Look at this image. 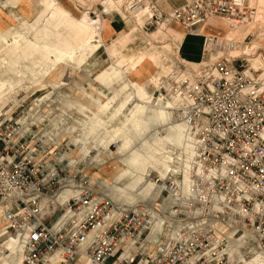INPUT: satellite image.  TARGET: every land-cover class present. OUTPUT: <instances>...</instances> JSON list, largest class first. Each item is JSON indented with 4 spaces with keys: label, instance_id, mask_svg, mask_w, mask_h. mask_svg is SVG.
Segmentation results:
<instances>
[{
    "label": "built area",
    "instance_id": "2783aa9c",
    "mask_svg": "<svg viewBox=\"0 0 264 264\" xmlns=\"http://www.w3.org/2000/svg\"><path fill=\"white\" fill-rule=\"evenodd\" d=\"M106 1L90 0L87 11L77 6L90 16L113 14ZM120 1L118 9L129 17L145 7L156 11L154 0ZM245 7L240 0H196L175 9L171 20L196 29L211 17L250 19L252 10ZM160 20L155 16L153 24ZM244 69L241 61L224 59L192 83L169 75L156 87L163 99L171 92L185 96L174 111L196 144L190 174L196 194L168 212L160 207L176 191L171 180L153 208L123 209L80 175L81 167L75 171L78 163L52 159L50 141L32 130L34 117L2 114L0 264L11 256L1 247L6 240L17 243L20 264H241L227 242L243 231L254 234L264 251V81ZM164 216L160 232L153 231L152 223ZM249 247L239 246L245 260L254 254Z\"/></svg>",
    "mask_w": 264,
    "mask_h": 264
},
{
    "label": "rangeland",
    "instance_id": "374dc122",
    "mask_svg": "<svg viewBox=\"0 0 264 264\" xmlns=\"http://www.w3.org/2000/svg\"><path fill=\"white\" fill-rule=\"evenodd\" d=\"M56 1L69 10L74 17L82 20L88 28H93L94 33L99 31L102 44L97 41V37L93 36L91 43L96 47L95 53L80 71L74 70L68 77L64 75L56 87H36L25 81L21 85L13 84L3 90L0 93V116L2 114L15 116L24 112L34 117L33 123L36 127H32V130L39 133L42 130L45 131L47 143L50 141L47 144V153L55 154L57 157L66 152L70 153L69 159H74L75 163H78L74 167L75 171L79 173V167H81L80 175H85L91 183L96 184L98 190L119 207L128 208L136 204L152 205L151 198L156 197L157 189L154 187L149 198L150 193L146 192L148 184L154 183L155 179L161 180L159 177L166 175L168 177L170 173L183 176V179L187 180L190 168L189 160L193 156L194 148L189 130L185 123L176 119L177 117L170 110L175 105L174 99L160 97L149 80L145 83L147 91L145 90L144 93L147 94L143 95L142 105H137L133 100L135 99L134 87L128 85L126 87L128 97L116 100L114 97L99 95L100 90L105 94L107 92L100 89L101 87L95 82V79L103 70L114 65L118 67L121 76L127 80L129 66L127 61L135 59L141 52L151 51L152 47H156L160 51L167 46L171 48L168 69H171L177 61L196 69L204 62L216 59L219 55L203 47L202 37H197L194 30H186L173 22L159 27L150 26L146 25V16L137 25L135 23L137 14L121 21V11L117 10V14L114 13L112 16L96 14L99 25L101 26L103 23L107 27L102 28L97 25L95 29L92 23L96 16L93 17L82 12L77 6H82L84 9L88 6H83L82 0H72L75 7L68 0ZM40 2L41 0H35L33 12L27 18L13 15L15 20L11 26L15 33L23 34L27 31L29 28L27 21L31 22L37 15L41 9ZM244 5L254 8L256 12L255 23L243 25L242 29L247 34L248 29L253 27L250 30H253L255 37L250 41L246 38L236 51L231 52V56L243 57L244 60L246 59L245 63L252 66L253 69H262L264 68V0H244ZM0 6L2 5L0 4ZM234 30L238 32L240 28ZM178 34L183 36L180 37ZM245 34L238 40L241 41ZM234 40L237 39L234 38ZM112 43H116V51L108 55L107 49ZM122 58L126 61L119 65ZM155 71L156 68L151 66L150 72L154 73ZM122 81L125 82V79ZM114 88H117V85H114ZM108 92L113 93V89H108ZM119 103H122L121 108H119ZM106 104L109 111L105 117H101L98 111ZM74 105L90 106V110L82 113ZM125 111L128 116L117 134L121 133L125 137L111 138L110 134L113 129L124 122ZM163 112L167 113V116L161 117L160 113ZM106 118L109 120L104 123L103 133L96 139L93 135H87L91 129L98 130V122ZM52 121L57 123L55 130L52 127ZM68 126L71 130L68 134L60 137V132ZM179 128L182 130L181 137H179ZM84 137L88 139L80 140ZM123 141L127 142V146L129 143V147L123 151L122 157L118 158L115 148ZM159 145L163 146L166 151L175 150L173 156L170 157L168 154L157 151L156 147ZM120 147L124 149V146ZM141 155L143 157L154 155L156 159L162 163L166 161L169 165L167 168H155L154 163L150 162L141 163L143 166L141 167L137 164L138 162H134V159L141 158ZM116 168H119L120 171ZM140 171L142 172L140 173ZM116 173L117 176L111 178L112 174L116 175ZM138 174L141 175V180L132 182L136 175L139 176ZM120 175L133 177L124 179ZM118 177L124 179L123 187L118 186ZM157 186L161 185L157 184ZM168 204L169 200L164 201L162 206L168 207ZM158 224L160 223L155 224L156 229Z\"/></svg>",
    "mask_w": 264,
    "mask_h": 264
},
{
    "label": "crops",
    "instance_id": "0c3cea01",
    "mask_svg": "<svg viewBox=\"0 0 264 264\" xmlns=\"http://www.w3.org/2000/svg\"><path fill=\"white\" fill-rule=\"evenodd\" d=\"M190 1L192 0H157L156 4L163 14H167L172 9ZM34 2L35 0H0V4L3 6H0V48L2 50L0 53V93L13 84L21 85L25 81L36 87H56L62 81L64 75L68 77L74 70L80 71L87 60L95 53L96 47L91 43V38L93 36L97 37V41L102 44L99 31L94 33L92 30L93 28H88L82 20L74 17L69 10L56 0H41V9L39 12L31 22L27 21L29 27L27 31L23 34L15 33L11 26L12 22L15 20L13 15L22 16L24 18L29 17L33 12ZM111 4L110 1L105 3L108 8H111ZM146 16H148V14L138 13L135 23L139 25ZM96 20L95 24L92 23L95 29L97 25L102 28L107 27V25H103V23L100 26L99 20L97 18ZM163 24L167 23L162 22L160 26ZM250 29H253V27L248 29L247 34L244 33L245 30L239 32L234 30L229 37L236 38V41L242 45V42H244L247 36L253 33V30ZM195 32V35L198 34V36L196 35L197 37L210 36L221 39L229 34L230 29L226 23L220 19L214 18L207 20ZM244 34L245 36L239 41L238 39ZM178 36L181 37L183 35L178 34ZM253 36L255 37L254 33ZM194 42L192 43L193 45ZM245 45L248 46V44ZM150 50L151 51L141 52L135 59H129L127 61L129 65L127 68V80L125 77L121 76L117 66L112 65L110 68L103 70L97 76L95 82L101 87L100 89H104L107 93L105 94L98 89L100 90L99 95L114 97L116 100L127 98L128 92L126 91V87L130 85L132 88H135V99L133 100L136 101L137 105H142L141 100L143 95L147 94L144 93L147 80H149L153 86H156L155 84L161 78V75L168 73L170 70L167 66L170 59L169 54L171 53V48L167 46L160 51L158 48L152 47ZM115 51L116 43L110 44L107 49L108 55L115 53ZM125 61L126 60L122 58L119 65ZM151 66L156 68L154 73L150 72ZM64 70H66V72H64ZM122 79H125V82H123ZM114 85H117V88H114ZM121 87L122 89H120ZM108 89H113V93L108 92ZM74 106L82 113L90 110V106ZM121 106L122 103L119 108H121ZM108 111L109 107H107L106 104L100 107L98 112L101 117H105ZM127 116L128 113L125 111L124 122L113 129L110 134L111 138L125 137V135L123 136L121 133L119 135L117 134L122 129ZM108 120V118L102 119L97 124L99 129H91L87 135H93L94 139H96L103 133V129L105 130L103 126L105 121ZM52 123L53 129H57V123L55 121H52ZM70 130L69 126L65 129L63 128V131L60 132V137L68 134ZM82 130L84 131V129ZM85 139L88 138H80V140ZM124 143H126L124 149H117L118 146H123ZM126 146V141L117 145L115 151L118 158L122 157V153L129 147V143L128 146ZM66 154L67 152L61 156V160ZM116 169L119 170V168ZM112 175L111 178L116 177L115 174ZM123 181L120 182L118 177V186L123 187ZM160 226L161 225L158 224L157 229L160 228ZM232 238L234 240L232 244L238 245V242H240L239 236H234ZM232 249L234 250V247Z\"/></svg>",
    "mask_w": 264,
    "mask_h": 264
},
{
    "label": "bare ground",
    "instance_id": "6f19581e",
    "mask_svg": "<svg viewBox=\"0 0 264 264\" xmlns=\"http://www.w3.org/2000/svg\"><path fill=\"white\" fill-rule=\"evenodd\" d=\"M82 1L84 3L83 6L89 5V1L90 0H82ZM107 1H110L112 3L110 9H113V14L114 13L117 14L116 13L117 10H120L121 11V14H122L121 15V19L122 20H124L126 18L128 19V18L132 17V16H130V17L129 16H126L122 12V9L121 8L118 9L117 6L121 2L120 0H113V1L107 0ZM156 1L157 0H154V2H153L154 8L156 9V11L150 10V9H148V7H145L144 8L145 9L144 11H141V9H140L139 10L140 12H137L136 13V14H138V13H146V14H148L147 20H146L147 21V24L146 25L159 27L162 22H166V23L173 22V23H175L177 25H180L181 27L185 28L186 30H194V31H196L201 26V25L198 26L196 29H189V28H186L185 25H182V24H180V23H178L176 21L171 20V14H172V12L175 9L183 8V7L189 5L190 3H192V2H194L196 0H192V1L187 2V3H185V4L181 5V6H178V7L174 8V9H172L167 14H163L159 10V7L157 6ZM161 1H166V0H161ZM235 1H237V0H235ZM240 1H241L242 5L245 7L244 0H240ZM105 3H104V6L106 7ZM246 7L252 10V15H251V18L250 19H249V17H246L244 19L224 18V17H211V18H209V19H214V18L215 19H220L221 21H223L224 23H226L229 26V29H230L229 34L226 37L221 38V39H219V38L214 39L215 37H210V36H202V44H203V47L209 49L212 52H216L217 55H219V56L216 59H214V60H208L207 62H204L202 65L198 66L196 69L193 68V67L186 66L185 64H183V63H181L179 61L175 62L174 65L169 70V72L166 75L162 76L158 80L157 85L154 86L155 87V90H157L159 96H160V94H159V91H158L157 88H158V86H159L160 83H164L165 84V82H166V80H167V78H168L169 75H171V76L172 75H176L180 79H187L188 82L192 83L193 81H195L196 75H198L199 72H201L202 70H204L206 68L213 67L217 62L222 61L224 59L241 61L242 66L245 67L244 71L246 72L247 75L250 76V75L256 73L257 76L259 77V80L264 81V68H262V69H253L252 66H249L248 64L245 63V60L246 59L244 60L243 57H238V56H235L234 57V56H231V52L236 51V49L238 48V46L241 43L236 42L234 40V38H232V37L230 38L229 35L236 28H240L239 31H242V30H244V29H242V26L243 25L251 24V22L252 23H255L254 22V16H255V12H256L255 9L252 8V7H248V6H246ZM136 14H134L133 16H135ZM106 15L112 16V14H106ZM95 16H93V17H95ZM155 16L161 18L160 22L157 23V24H153L154 23V17ZM97 17L98 16H96L95 18H97ZM209 19H207V20H209ZM96 21L97 20L95 19V21H93V24H95ZM196 35L198 36V34H196ZM253 37H254L253 36V33H251V34H249L247 36V39L250 41V39L253 38ZM230 44H232V47H230ZM240 51H241V49H240ZM169 99H174L175 105L178 102L180 103V100H182V99H183L182 101L186 100V98H185V96L183 94L177 95V97H175L172 94V92L169 94ZM174 106H172V108L170 109L171 112H173V114L175 115V117H177L176 119H180L181 121H183L185 123L187 129L189 130L188 132L190 134V127H189V125L186 123V121L180 115H178L174 111V108H175ZM160 115H161V117L167 116V113L163 112V113H160ZM20 122H21V120H20ZM101 126H103V125H101ZM181 131L182 130L179 128V137H181ZM41 133L44 136L46 135L45 131H43V130H42ZM184 133H186V132H184ZM190 136H191V134H190ZM53 143H55V141H53ZM125 144L126 143H124L123 146H125ZM193 144H194V141H193ZM120 148L121 147L118 146L117 149H120ZM156 148H157V151H161L162 153L168 154V155H170V157L173 156V152H175V150H172V149H170L169 151H166L163 148V146H161V145L157 146ZM195 153H196V144H194L193 156L189 160V162H190V168H189L188 173H187V180H184L183 179V176H181V178L179 177V179L176 180L177 179V175L170 173V175L168 177H167V175L164 176V177H159L161 179L160 181L162 182L161 186H157V184H156V180H159V179H155V182L154 183L152 182V184H148L147 185L148 188L146 189V192L147 193H150L148 195L149 198L151 197L152 190L154 189V187L157 189L156 197L151 198L152 199V202H153L152 205L151 204H147L148 206H150V208H153V206H154L153 204L156 203V198L159 196V193H161L162 189L165 187V185H166L165 182L167 180H171L172 183H175V185H176V191H174V193H171L172 196H170L169 198H167L165 200V201L169 200L168 207L166 205H164V206H162V208L160 207V209H162L163 212H168V211H170V206H172L174 203H177L180 207H181V203H184V205L187 206L188 200L191 199V197L196 194V191L193 190V184H191V181H190V174H191L192 167H193L192 164H193V160H194V157H195ZM61 156L57 157V155H52V159H54L55 161H60L61 160ZM69 157H71V154L70 153L66 154V156L63 159L64 160H68L67 158H69ZM71 160L72 159L68 160V161H70L69 164L72 162ZM74 161L76 162V160H74ZM134 162H136V163L138 162L137 164H139L141 167H143L142 164H146V163H150V162L154 163V165H155L154 167L155 168H158V167L167 168L168 165H169V163L166 162V161H164L162 163L159 159H156V157L154 155H146L144 157L142 156L141 158L134 159ZM158 163H160V164H158ZM118 171H120V169ZM118 171H117V173H118ZM141 172L142 171H140V173ZM197 172H198V170H197ZM219 172H220L219 170L211 171L209 177H212V176H214L215 174H217ZM117 173H116V176H117ZM138 175L139 176L136 175L135 179L132 182H134V181L135 182L136 181L138 182V181L141 180V175L140 174H138ZM120 176L123 177L124 179H130V178L133 177L131 175L130 176L120 175ZM124 179H122V178L119 177L120 182H122ZM67 194H69V193H66L63 196H66ZM61 197H62V195H61ZM197 197L198 196H196V198ZM163 204H164V202H163ZM115 205H117V204H115ZM121 208H123V207H121ZM129 208H123V209H129ZM218 209L219 208H218L217 205H215L214 208H213L214 211H216ZM199 211H202V209H196L194 213L197 214ZM167 218H168L167 216L160 217L157 221H155L154 223H152V229H153V231H156L157 233H159L160 230H161V226L163 225V223L165 221H167L166 220ZM156 223H160L161 224L160 228H158V229L155 228V224ZM179 226H180V223L177 222L175 224V228L173 227V229H174L173 232H175L176 228H178ZM1 227H2V224L0 223V229H1ZM217 228H220V226L217 225ZM157 233L155 235H153L152 237H155L157 235ZM237 236H239V238H240V240H239L240 242H238V245H232L233 238H230L228 240V242H227L229 254L232 255L236 260H238L239 262H241V264H264V251L259 249V247H258L259 244L257 243L256 236L254 234H252L251 232H246V231L241 232ZM244 243H249V245H250L249 249H251V251L254 252L253 256L250 257L247 260H245V258H244V253L239 249V246L241 244H244ZM1 247L3 249L8 250L9 251V254H11L9 260L4 261L3 258L1 259L2 260V264H20L21 255L19 253V250L17 249L18 248V245H17V243L14 240L13 241L6 240ZM233 247H234V250L232 249Z\"/></svg>",
    "mask_w": 264,
    "mask_h": 264
}]
</instances>
